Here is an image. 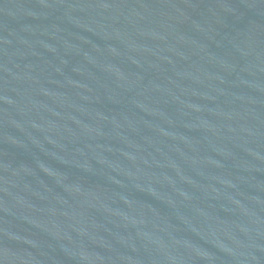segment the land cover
Returning <instances> with one entry per match:
<instances>
[{"label":"water","instance_id":"water-1","mask_svg":"<svg viewBox=\"0 0 264 264\" xmlns=\"http://www.w3.org/2000/svg\"><path fill=\"white\" fill-rule=\"evenodd\" d=\"M0 264H264V0H0Z\"/></svg>","mask_w":264,"mask_h":264}]
</instances>
